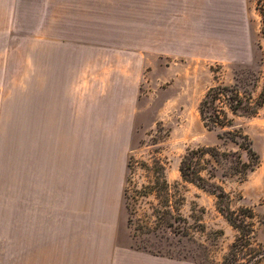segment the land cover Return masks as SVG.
<instances>
[{"label": "rangeland", "instance_id": "rangeland-1", "mask_svg": "<svg viewBox=\"0 0 264 264\" xmlns=\"http://www.w3.org/2000/svg\"><path fill=\"white\" fill-rule=\"evenodd\" d=\"M216 84L264 90V0H0V264H224L229 210L264 264V103L208 128Z\"/></svg>", "mask_w": 264, "mask_h": 264}, {"label": "trees", "instance_id": "trees-1", "mask_svg": "<svg viewBox=\"0 0 264 264\" xmlns=\"http://www.w3.org/2000/svg\"><path fill=\"white\" fill-rule=\"evenodd\" d=\"M243 92H245V90H242L236 85L216 84L210 86L200 103V112L204 124L208 128L221 129L226 126L233 125L234 118L229 116V112H232L233 114L242 113L245 115H255L264 103V90L256 100H253L250 94L245 95ZM222 133H219V136H222ZM227 133L228 138L236 141L240 146L246 148L249 154L257 156V152L253 148L251 139L247 133H244L242 130L237 128L234 130H227ZM208 148L209 147H201L198 151L206 152L208 151ZM189 155H186L182 160V174L191 180H205L203 175L199 173L200 169L197 168L194 159ZM162 178V186H167L168 180L165 178L164 174L162 175ZM148 193L149 190L146 188L140 189L138 187H130L128 185L125 186L124 196L129 210V222L132 223L135 220L134 217L138 211L135 205L139 201V196H144ZM229 212L231 214L229 215V219L239 228L240 234L237 236L231 247L232 256H227L224 264H238L237 255L239 254V250L244 249L247 251L249 248L253 249L252 231L246 232V227L242 224V220L237 216L234 218L233 215L236 211L229 210ZM250 214L252 216L253 213ZM247 229L252 230L251 227H248Z\"/></svg>", "mask_w": 264, "mask_h": 264}, {"label": "crops", "instance_id": "crops-1", "mask_svg": "<svg viewBox=\"0 0 264 264\" xmlns=\"http://www.w3.org/2000/svg\"><path fill=\"white\" fill-rule=\"evenodd\" d=\"M162 5H161V2L160 3H157L156 4V2H155V8L156 7H158V8H160ZM185 15H186V13H185ZM184 15V16H185ZM160 24L159 25H155V29H154V32L157 34V33H159V31L158 30H156L157 28H160ZM155 34V36H154V40L156 41V40H158V36Z\"/></svg>", "mask_w": 264, "mask_h": 264}]
</instances>
